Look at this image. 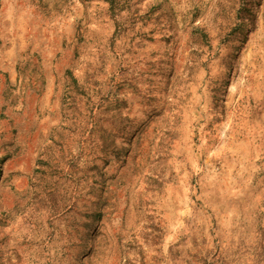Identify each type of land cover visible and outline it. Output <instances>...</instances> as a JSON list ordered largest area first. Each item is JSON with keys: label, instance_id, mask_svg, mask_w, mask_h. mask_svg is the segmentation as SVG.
I'll return each mask as SVG.
<instances>
[{"label": "rangeland", "instance_id": "374dc122", "mask_svg": "<svg viewBox=\"0 0 264 264\" xmlns=\"http://www.w3.org/2000/svg\"><path fill=\"white\" fill-rule=\"evenodd\" d=\"M0 264H264V0H0Z\"/></svg>", "mask_w": 264, "mask_h": 264}]
</instances>
